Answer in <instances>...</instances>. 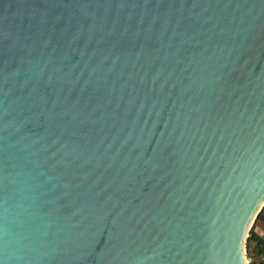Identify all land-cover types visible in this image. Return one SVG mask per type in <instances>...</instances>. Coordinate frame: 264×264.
I'll list each match as a JSON object with an SVG mask.
<instances>
[{
	"label": "water",
	"instance_id": "1",
	"mask_svg": "<svg viewBox=\"0 0 264 264\" xmlns=\"http://www.w3.org/2000/svg\"><path fill=\"white\" fill-rule=\"evenodd\" d=\"M264 207V0H0V264H248Z\"/></svg>",
	"mask_w": 264,
	"mask_h": 264
},
{
	"label": "trees",
	"instance_id": "2",
	"mask_svg": "<svg viewBox=\"0 0 264 264\" xmlns=\"http://www.w3.org/2000/svg\"><path fill=\"white\" fill-rule=\"evenodd\" d=\"M259 219L264 221L262 212H259L255 221ZM245 252L248 264H264V235L255 231L253 226L248 232Z\"/></svg>",
	"mask_w": 264,
	"mask_h": 264
},
{
	"label": "rangeland",
	"instance_id": "3",
	"mask_svg": "<svg viewBox=\"0 0 264 264\" xmlns=\"http://www.w3.org/2000/svg\"><path fill=\"white\" fill-rule=\"evenodd\" d=\"M254 221H253L251 227L253 226L255 231H257L261 235L262 234L264 235V221H262L261 219L255 221V222ZM247 263H248V259H247Z\"/></svg>",
	"mask_w": 264,
	"mask_h": 264
},
{
	"label": "built area",
	"instance_id": "4",
	"mask_svg": "<svg viewBox=\"0 0 264 264\" xmlns=\"http://www.w3.org/2000/svg\"><path fill=\"white\" fill-rule=\"evenodd\" d=\"M260 212H262L263 213V216H264V207L262 208V210Z\"/></svg>",
	"mask_w": 264,
	"mask_h": 264
}]
</instances>
